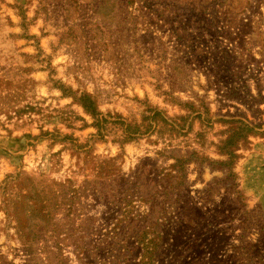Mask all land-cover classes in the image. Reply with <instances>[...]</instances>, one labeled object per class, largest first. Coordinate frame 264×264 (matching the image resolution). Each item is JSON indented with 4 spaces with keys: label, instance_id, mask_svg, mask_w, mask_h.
I'll return each mask as SVG.
<instances>
[{
    "label": "rangeland",
    "instance_id": "obj_1",
    "mask_svg": "<svg viewBox=\"0 0 264 264\" xmlns=\"http://www.w3.org/2000/svg\"><path fill=\"white\" fill-rule=\"evenodd\" d=\"M0 264H264V0H0Z\"/></svg>",
    "mask_w": 264,
    "mask_h": 264
},
{
    "label": "trees",
    "instance_id": "obj_2",
    "mask_svg": "<svg viewBox=\"0 0 264 264\" xmlns=\"http://www.w3.org/2000/svg\"><path fill=\"white\" fill-rule=\"evenodd\" d=\"M78 103L84 108L85 110L90 111V113H93V110L91 108V102L88 101V99L85 96H82L78 98Z\"/></svg>",
    "mask_w": 264,
    "mask_h": 264
}]
</instances>
